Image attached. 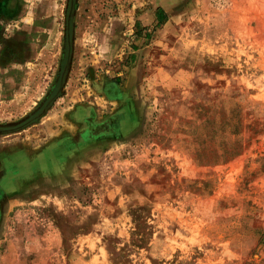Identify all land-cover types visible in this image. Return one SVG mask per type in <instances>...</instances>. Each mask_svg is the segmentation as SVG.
Wrapping results in <instances>:
<instances>
[{
	"label": "rangeland",
	"instance_id": "1",
	"mask_svg": "<svg viewBox=\"0 0 264 264\" xmlns=\"http://www.w3.org/2000/svg\"><path fill=\"white\" fill-rule=\"evenodd\" d=\"M3 1L0 264H264V0Z\"/></svg>",
	"mask_w": 264,
	"mask_h": 264
},
{
	"label": "trees",
	"instance_id": "2",
	"mask_svg": "<svg viewBox=\"0 0 264 264\" xmlns=\"http://www.w3.org/2000/svg\"><path fill=\"white\" fill-rule=\"evenodd\" d=\"M14 9H15L14 0H4L1 6V14H3L6 18H9V16L11 17V15L13 14ZM154 17H155L154 26H157L164 17V13L160 7L155 8ZM138 27L140 28V30L141 29L144 31L147 30L145 26H138Z\"/></svg>",
	"mask_w": 264,
	"mask_h": 264
},
{
	"label": "crops",
	"instance_id": "3",
	"mask_svg": "<svg viewBox=\"0 0 264 264\" xmlns=\"http://www.w3.org/2000/svg\"><path fill=\"white\" fill-rule=\"evenodd\" d=\"M156 7H158V6H156ZM156 7H153V8L149 9V8H146L144 6V8L146 10H144L143 8L139 9L140 14L138 15V21L140 22L141 26H145L147 23H150V22L154 21V19H155L154 11H155Z\"/></svg>",
	"mask_w": 264,
	"mask_h": 264
}]
</instances>
